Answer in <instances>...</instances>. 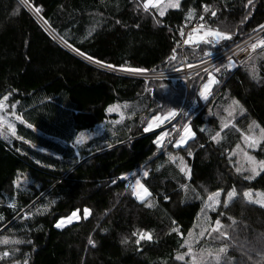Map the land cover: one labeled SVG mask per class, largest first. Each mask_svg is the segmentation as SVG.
Returning <instances> with one entry per match:
<instances>
[{
  "label": "trees",
  "instance_id": "trees-1",
  "mask_svg": "<svg viewBox=\"0 0 264 264\" xmlns=\"http://www.w3.org/2000/svg\"><path fill=\"white\" fill-rule=\"evenodd\" d=\"M138 2L142 0H0V98L8 95L10 103L20 106L26 123L17 131L23 139L60 154L21 153V141L0 138V264H199L188 253L176 257L187 248L189 233L197 230L203 195L232 189L236 195L208 222L212 232L210 225L220 217V231L227 235L212 232L215 245L196 246L224 248L223 259L215 264H264V207L241 196L249 189L264 192V171L247 179L229 157L249 122L264 128V48L234 68L221 65L212 71L220 77L212 88L215 98L200 108L197 95L189 114H195L190 120L194 135L180 146L173 144L181 124L162 146L156 142L177 118L152 131L144 126L147 118L180 108L183 82L144 81L94 63L169 67L181 59L178 28L199 22L228 34L217 44L188 43L185 57L197 59L264 23V0H181L179 8L162 17L144 12ZM35 8L40 9L37 16L30 10ZM198 79H190L189 97ZM230 100L242 107L243 123L237 133L228 129L214 141L217 117ZM117 102L128 104L130 117L116 126L105 123L101 135L81 144L75 155L69 146L73 136L103 122L109 105ZM254 154L264 157V140ZM173 157L183 158L188 174ZM139 169L148 175L138 177ZM136 178L150 192L144 200L129 187ZM74 212L77 219L55 225ZM141 233L151 239H141Z\"/></svg>",
  "mask_w": 264,
  "mask_h": 264
},
{
  "label": "rangeland",
  "instance_id": "rangeland-1",
  "mask_svg": "<svg viewBox=\"0 0 264 264\" xmlns=\"http://www.w3.org/2000/svg\"><path fill=\"white\" fill-rule=\"evenodd\" d=\"M180 2H181V0H180ZM168 9H170V8H168ZM168 9H166V11ZM30 10H32V9H30ZM159 11H160L159 7L153 8V7L150 6L148 12L149 13L151 12V13H154L156 15H159ZM32 12L35 15L36 11L32 10ZM188 17H190V16H188ZM194 24H192V26ZM199 24L203 27V29L200 28L201 31L198 30V32H197L196 29H194V35H191L192 38H191L189 43H193L194 41H192V40H195V41L196 40L197 41H209V42H211L213 44H217V43H220L222 41L221 38L210 36V35H205V33L209 32V31H216V29H214L213 26L205 27L202 23H199ZM261 25H264V23H262ZM259 27H260V25H259ZM244 36H242L240 38H243ZM200 37H202V39H200ZM185 40H189V37H186ZM261 48H264V46L261 47ZM80 56L83 57L86 60H89V59H87L86 57H84L82 55H80ZM94 63L96 65L98 64L96 62H94ZM235 64H237V63H235L232 59H230V60L225 61L221 65L225 69H231V68H234L235 66H237ZM221 65L217 66L216 68L217 69L222 68ZM98 66L100 68H103V65L101 66L100 64H98ZM105 68H103V69H105ZM214 70H215V68L213 70H211L207 74L205 79L203 78V80H201V84H200V86L198 88V97H200L199 103H201L200 104V108L204 107V106L206 108H208V105L210 106V102L215 98L213 96L214 95V91H212V88L214 87V85H216L220 81V77H219V73L218 72L215 73V75H213L212 71H214ZM209 74H211V76L215 79L216 83L211 85L208 93L206 94V98H205V97H202L200 95V93H201V91L203 89V85L208 82ZM175 81H177V80H174V82ZM198 82H199V79L197 80V83ZM197 83H196V85H197ZM225 99H227V98L225 97ZM233 101H235V100H230L227 104L222 105V107H221V111L222 112H220L221 114L219 115V117H217L218 121H217L216 127L218 128L217 132H220L219 139H222L224 137V134L228 131V129H234L232 131V133L235 134L236 128L240 127L241 124L243 123L242 119L239 118L241 116V114H242V111H241L242 107L239 105V103L238 104H234ZM5 104L7 105V107H5L2 111H0V115L4 116L8 123H11V124L14 125L15 130H16V135L13 136L8 131V129H7L6 125H5L4 127L0 128V138H2L3 140H5L8 143H10L13 138L17 139L18 141H21V143H23V145H21L20 148H19V151L21 153H27L29 151V149H30V150H34V151H37V152H41V153L47 154V155H51L52 157L60 158V154L55 152L54 150H52L50 148H46V147L40 146V145H38V144H36V143H34L32 141L26 140V139H18L17 137H21L18 134V131H17L18 125L19 124H25L24 122H21L20 120H17L15 118V116H21L22 117L20 106L14 104V103H10V101L8 99H7V101H5ZM13 104L15 105V108H12ZM110 108H112L113 110L109 111ZM172 111H174L176 114L178 112V110H176V111L172 110ZM211 111H212V109H211ZM157 115L161 116V117H164L161 114H157ZM157 115H155V116H157ZM175 116L164 120L163 122L159 123L158 126H154L153 128L149 129L148 131H152V130L161 128L162 126L168 124L170 121L174 120ZM193 116H191V115L189 116L188 115V116L180 117L182 119L181 120L178 119V121L176 120L177 124L175 123L174 126H173V129L170 130L169 132L166 129L162 130L159 133L158 137L161 136L162 133H164L166 135H164L163 139L159 142V144L162 146L163 145V141H164L165 138H167L168 136L171 137L172 133L178 131L179 129L177 128V125H178V123H181V126H182L181 130L178 131V135H177V137H176V139L174 141V144H173L175 146H180V145L176 144V141L180 138V134L183 133L184 126L187 125L189 127L190 131L193 133V129H192L191 124H190V120H191V118ZM129 117H130V113L128 111V104L127 103L117 102V103L111 104V105H109V107L107 109V117H106V119L103 120V122L98 123L97 125H95L91 130H82V131L78 132L77 134H75L73 136V139L69 142V146L73 149L75 155H79L78 147L81 144L86 143L89 139H91V138L93 139V138H95L97 136H100L101 132L103 131V127H104L105 123H108L111 126H116L117 124L118 125L121 124L126 118H129ZM147 119L148 120H147L146 125L144 126V130L148 126L149 121L152 120V117L151 118H147ZM225 124L227 125V127H224ZM257 125L258 124L257 123H253V121L249 122L247 124V126L244 129H242V131L239 133V136L236 139V142L232 143L233 145L230 148L229 157H230L231 161L234 163L235 170L237 168H240L241 169L240 172H243V173L247 174L248 176H252L253 174L250 171L251 164L246 159L244 153L246 152L248 155L254 157L257 161L264 160V157L263 158H259L258 156H256L254 154V151L259 147L260 143L262 142V140H260L261 127L259 125L257 127ZM191 136H189V137H191ZM244 136L254 137L257 140H260V142L258 144H256L255 146L250 147L248 145V143L245 142V140L243 138ZM25 141H28V143H25ZM60 143L63 144V145L66 144L65 142H60ZM183 144H181V145H183ZM237 145H239V148H237ZM29 155H31V154H29ZM183 162L186 165L185 161H183ZM178 167L179 168L181 167L180 163H179ZM188 170L189 169L187 167L186 171H185L186 174H188ZM137 180H139L143 184V182L140 179L136 178L135 180L132 181L131 185H134ZM249 190H250L251 196H252V200L251 201H253V202L256 199H259V197L256 196L257 192L264 193L261 190H252V189H249ZM227 193L228 192L223 193V192L220 191V197H219L220 203L214 206L215 210H212V208H208V207L205 206V201H207L208 196L211 193H206V194L203 195V198H202L203 199V202H202L203 212L199 216L198 223H197V226H196V228H197L196 232L192 233V236H190L189 239L187 240V244H186L187 248L181 254L183 257L187 253L189 254V247H191V254H189V258L192 261H194L193 260V256H195L196 259H195L194 262H196V263H199V264H215V263H219L223 259L224 253L221 252L220 250H204L205 248L204 249H200L196 245L198 243L201 244V243H205L207 241H209V244H211V245H215L216 244V241H215L216 239L214 238L215 236L213 237V235L216 234V233H212V232L209 231L208 223L206 225L204 224L205 223V219L204 218H205V215H206L207 219H208V222H209L211 213H214L215 211H217L218 208L223 204V201L225 199H227ZM243 193L241 192V196L244 197ZM148 204L153 205L151 202H149ZM72 214L73 213H71L68 216H64V217L59 218L57 220V222L61 221V220H65L67 217L71 216ZM218 218L220 219V217H217V219ZM74 219H77V218H74ZM57 222H56L55 225H57ZM67 223L68 222H65L64 224H67ZM201 231L205 232V234L203 236L200 235ZM209 233H211V234L209 235ZM193 235H197V237L193 238ZM196 248H198V249H196Z\"/></svg>",
  "mask_w": 264,
  "mask_h": 264
},
{
  "label": "snow or ice",
  "instance_id": "snow-or-ice-1",
  "mask_svg": "<svg viewBox=\"0 0 264 264\" xmlns=\"http://www.w3.org/2000/svg\"><path fill=\"white\" fill-rule=\"evenodd\" d=\"M22 2L24 4H27L28 0H22ZM250 3H251V0H249V4ZM150 6L153 7V8L159 7V9H160L159 15L162 17V16L165 15L166 9H168V8H179L180 7V0H142V2H138V4H137V7L138 8H142L143 11L146 12V13L149 11ZM204 7H205V10L207 11L208 10V6L205 5ZM35 11L37 13H39L40 9L39 8H35ZM215 14H216L215 12L212 13V15H215ZM188 15L191 16L192 12L189 11ZM201 19H203V17H201ZM44 23L47 24L48 22L45 20ZM260 27H261V29H264V25H260ZM205 35H210V36L218 37V38H221V39L230 38L226 33L220 32L218 30L209 31V32L205 33ZM191 38H192L191 34H189V40H186L185 43H189ZM200 39H202V37H200ZM259 44L260 45H264V40H260ZM251 47L253 49H255L257 47V45L253 44V45H251ZM77 51H79V50H77ZM80 54L84 55V53H80ZM87 58L89 60L92 59V57H87ZM97 63H102V62L97 61ZM107 66L108 67H113L112 65H107ZM128 70L129 71H134V72H142V71H144L143 69H128ZM214 83H216L215 79L211 76V74H209L208 82L203 85V89H202L200 95L202 97L206 98V94L208 93L211 85L214 84ZM7 99H8L7 95H5L4 97L0 98V111H2L5 107H7V105L5 104V101H7ZM233 103L234 104H238L237 101H233ZM12 108H15L14 104L12 105ZM112 110H113L112 108L109 109V111H112ZM241 111H243V109H241ZM175 115H176V113L174 111H169L166 114V116H164V117H161V116H158V115L157 116H153L152 120L149 121L148 126L145 128V131H148L149 129L153 128L154 126H158L159 123H161L164 120H166L168 118H171V117H173ZM15 118L17 120H20L21 122H25V121H23V118L21 116H15ZM253 123H255V122H253ZM5 125H6V127L8 129V131L13 136H15L16 135V130H15L14 125L11 124V123H8L6 121V119H5V117L0 115V128L4 127ZM27 127L31 128L32 125L31 124H27ZM224 127H227V125L225 124ZM257 127H258V125H257ZM260 131H261L260 140H264V128H261ZM164 135H166V134L162 133L161 136L157 137L156 142L159 143L163 139ZM191 135H194V134L190 131L189 127L187 125H185L184 129H183V133L180 134V138L176 141V144L177 145H181V144L185 143V141ZM219 137H220V132H217L211 138H212V140L216 141V140L219 139ZM17 138L18 139H23V137H17ZM243 138H244L245 142L248 143V145L250 147H253V146H255L256 144H258L260 142V140H257L256 138L251 137V136H244ZM25 143H28V141H25ZM109 146H111V145H109ZM237 148H239V145H237ZM244 155H245L246 159L251 164L250 171L253 174L252 176L247 177V179H252L255 175H258L260 171H264V160L257 161L254 157L248 155L246 152L244 153ZM173 159H179L180 160V165H181L180 171L181 172H185L187 166L184 164L183 158L182 157H173ZM236 171L240 172L241 169L237 168ZM144 175L147 176L148 173L145 172ZM13 183L14 184H18L19 183V177ZM113 183H115V181H113ZM129 187H131V189H132V195L134 197H136L138 200H144L145 197L150 195V192L148 191V189L139 180H137L134 185H130ZM235 195H236L235 189H232V190L228 191L227 199H225L223 201L224 205L227 206L228 203H229V200H231V198L234 197ZM243 195H244V197L246 199H248L250 201L252 200V196H251L250 190H246L243 193ZM256 196L259 197V199H256L254 202L257 203V204H260L262 207H264V193L257 192ZM219 197H220V191L219 190L214 192V193L209 194L207 201H205V206L208 207V208H212V210H215L214 206L220 203ZM147 206L151 207L152 205L148 204ZM10 207H15V205H10ZM84 211H85V215H87L88 210L85 209ZM202 212H203V209H202ZM221 215H223V214L221 213ZM74 218H77V214L75 212L71 216L67 217L65 220L58 221L56 226L57 227H62L65 222L70 223L72 221V219H74ZM0 219H3V217H0ZM204 219H205V223L207 224L208 223V219H207L206 215H205ZM210 227H211V231L212 232L219 231L221 236H226L227 235V233H225L223 231H220V229L222 228V224H221V221H220L219 218L216 219L214 225H210ZM204 234H205V232L201 231L200 235L203 236ZM210 234L211 233H209V235ZM133 235H137V233H133ZM189 235L191 236V232L189 233ZM140 237H141V239H145V238L151 239V235L147 234V233H141ZM4 242H7V241L5 240ZM89 243L91 244L92 241L89 240ZM137 243H139V241H137ZM185 243H187V241ZM224 250H225L224 248L220 249L221 252H223ZM189 254H191V247H189ZM3 255L7 256V255H9V253L5 252ZM176 258L177 259H183V256L182 255H178ZM195 259H196L195 256H193V260L194 261H195ZM25 264H27V261H25Z\"/></svg>",
  "mask_w": 264,
  "mask_h": 264
},
{
  "label": "built area",
  "instance_id": "built-area-1",
  "mask_svg": "<svg viewBox=\"0 0 264 264\" xmlns=\"http://www.w3.org/2000/svg\"><path fill=\"white\" fill-rule=\"evenodd\" d=\"M203 27L199 23H195L189 28H178V35H180L181 42L178 41V45L182 54L181 59L176 65L161 68H147L142 72L129 71L128 69H141V68H115L103 65L108 71L113 73L122 74L132 78H138L144 81L149 80H179L184 83L186 91L184 100L178 109V112L174 118L182 119L180 117L188 116L196 107V97L198 95V88L201 84V80L214 68L223 64L225 61L232 59L235 63L243 62L250 54L261 49L264 45H260L259 41L264 40V29L257 27L246 34L243 38L236 39L231 43L220 47V49L214 50L194 60H188L184 54L185 38L189 37V34L194 35V29L201 31ZM256 44L257 47L253 49L251 45ZM199 75V82L197 83L194 94L189 97L188 84L192 77ZM189 99V100H187ZM181 123H178L177 127ZM145 171L138 170V177H144Z\"/></svg>",
  "mask_w": 264,
  "mask_h": 264
},
{
  "label": "water",
  "instance_id": "water-1",
  "mask_svg": "<svg viewBox=\"0 0 264 264\" xmlns=\"http://www.w3.org/2000/svg\"><path fill=\"white\" fill-rule=\"evenodd\" d=\"M67 49L70 50L73 54L77 55L78 57H81L80 55H78L77 53H75L74 51H72L71 49H69V48H67ZM81 58L84 59L83 57H81ZM84 60H86V59H84ZM86 61H88V60H86Z\"/></svg>",
  "mask_w": 264,
  "mask_h": 264
},
{
  "label": "bare ground",
  "instance_id": "bare-ground-1",
  "mask_svg": "<svg viewBox=\"0 0 264 264\" xmlns=\"http://www.w3.org/2000/svg\"><path fill=\"white\" fill-rule=\"evenodd\" d=\"M31 11H32V10H31ZM34 13H35V12H34ZM35 16H37L36 13H35ZM37 18H38V17H37ZM71 49H72V48H71ZM72 51H75V50H72ZM75 52H76V51H75ZM79 54H80V53H79ZM79 54H78V55H79ZM80 55H81V54H80ZM82 56H83V55H82ZM84 57H85V56H84ZM88 61H92V60H88ZM97 65H98V64H97ZM101 66H102V65H101ZM193 111H194V110H193Z\"/></svg>",
  "mask_w": 264,
  "mask_h": 264
},
{
  "label": "crops",
  "instance_id": "crops-1",
  "mask_svg": "<svg viewBox=\"0 0 264 264\" xmlns=\"http://www.w3.org/2000/svg\"><path fill=\"white\" fill-rule=\"evenodd\" d=\"M192 41H194L193 43H196V42H202V41H197V40H196V41H195V40H192Z\"/></svg>",
  "mask_w": 264,
  "mask_h": 264
}]
</instances>
